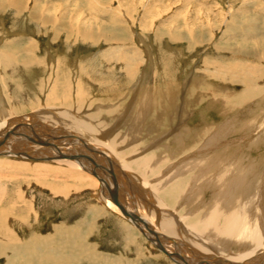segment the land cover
Here are the masks:
<instances>
[{"label":"rangeland","instance_id":"1","mask_svg":"<svg viewBox=\"0 0 264 264\" xmlns=\"http://www.w3.org/2000/svg\"><path fill=\"white\" fill-rule=\"evenodd\" d=\"M15 51H20L19 58ZM6 52L14 53L24 67L18 70L15 59H0V96L7 109L18 107L21 117L50 110L47 116L56 118L65 109L64 102L74 112L94 114L98 107L114 105L121 113L143 91L164 88L162 80L171 72L177 86H185L180 102L192 83L199 89L210 85L218 95L224 86L230 96H240L243 81L264 79V0H0V58ZM63 58L66 65L70 63L65 65L67 79L57 72ZM6 62L10 66H4ZM256 69L259 74L252 75L250 71ZM255 108L253 117L264 110ZM196 111L168 131L150 133L140 145L142 152H166V146L172 151L171 138L177 131L198 125ZM116 126L114 121L107 132L120 133ZM260 134L259 152L264 155V132ZM10 160L26 165H0V224L7 219L4 225L9 228L0 231L6 243L0 241V249L19 247L17 240L34 236L74 254L77 260L72 264H173L157 257L148 238L99 198L91 175L51 162L46 166L16 157ZM141 193L146 197V187ZM175 208L163 212L175 214ZM2 255L0 264H8L12 254Z\"/></svg>","mask_w":264,"mask_h":264},{"label":"bare ground","instance_id":"2","mask_svg":"<svg viewBox=\"0 0 264 264\" xmlns=\"http://www.w3.org/2000/svg\"><path fill=\"white\" fill-rule=\"evenodd\" d=\"M19 53L15 54L18 58ZM3 54L1 60L15 59L18 63L15 69H21L14 53ZM64 58L58 63L57 72L60 78L67 79L69 73L65 67L70 63L66 65ZM3 65L10 66L7 62ZM256 70L250 73L257 76ZM174 75L171 72L163 78L164 88L143 91L121 113V108L114 105L98 107L94 114L78 109L74 112L69 111L68 103L64 102L65 109L56 118L52 117L55 114L47 116L52 114L50 110V113L21 117L18 107L7 109L0 96V165H26L10 160L16 157L26 163L46 166L54 163L86 172L98 186L99 198L148 238L157 250V257L169 259L173 264H264V155L259 152L264 110L253 117L251 109L255 107L250 104L253 101L256 108L264 109V99L257 101L264 95V79L262 76L253 78H259V83L252 84L243 81L244 92L240 96H230L226 93L229 88L225 90L224 86L218 95L210 85L199 89L192 83L180 102L183 97L178 100L180 91L185 86H177V79L172 80ZM214 75L212 78L218 80ZM55 89L51 92L53 95H56ZM195 111L200 120L198 125L179 134L177 131L174 139L171 138L172 151L166 146V152H142L140 145L150 133L168 131L167 127L171 128L175 122L180 125L179 120L182 122L185 115L190 117ZM114 121L121 132L115 129L111 135L107 127ZM148 141L150 143L151 138ZM125 145H129V149H122ZM72 149L76 152H70ZM141 177L149 178L148 184ZM142 187L148 190V201L141 193ZM163 208H175L177 215L163 212ZM6 222L7 219L0 224V231L9 229L4 225ZM29 237V240H17L22 248L0 249V255L12 254L7 257L8 264H72L77 260L64 248L58 251L52 241ZM0 241L5 243L3 239ZM161 244L171 251L173 258ZM38 249H42V253L37 252ZM30 251L36 254L30 255Z\"/></svg>","mask_w":264,"mask_h":264},{"label":"water","instance_id":"3","mask_svg":"<svg viewBox=\"0 0 264 264\" xmlns=\"http://www.w3.org/2000/svg\"><path fill=\"white\" fill-rule=\"evenodd\" d=\"M161 247L165 250V252H166L167 254H169V255L173 258V255H172L171 251H170L165 245H162V244H161Z\"/></svg>","mask_w":264,"mask_h":264}]
</instances>
